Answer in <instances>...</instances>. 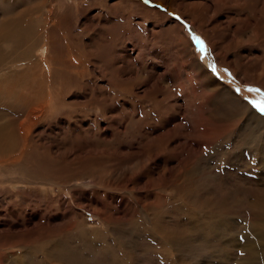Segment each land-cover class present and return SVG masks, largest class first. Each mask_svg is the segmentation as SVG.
<instances>
[{"label":"rangeland","instance_id":"obj_1","mask_svg":"<svg viewBox=\"0 0 264 264\" xmlns=\"http://www.w3.org/2000/svg\"><path fill=\"white\" fill-rule=\"evenodd\" d=\"M5 15L37 44L0 73V106L37 82L49 109L31 160L0 156V254L29 264L5 246L41 219L77 232L79 264L101 247L124 264H242L259 248L238 200L212 215L206 193L264 189V149L249 140L264 119L250 103L264 94V0H0V26Z\"/></svg>","mask_w":264,"mask_h":264},{"label":"bare ground","instance_id":"obj_2","mask_svg":"<svg viewBox=\"0 0 264 264\" xmlns=\"http://www.w3.org/2000/svg\"><path fill=\"white\" fill-rule=\"evenodd\" d=\"M196 8L194 7L193 9H196ZM3 17H5L8 20L3 21L1 23V26H0V73L3 70H9L10 68H12L13 64L10 65V67L8 66V64L12 63V61L15 62L16 60L17 61L23 60V62L25 61V63H27V61L31 59L30 58L31 50L34 49V46L37 44V43H35V41H37V40L34 38V35H32V34H31L30 38H26L25 41L23 39L16 40L17 36H20L25 32V30L23 29V24L21 22V18L19 16L12 18V19H11V15H5ZM6 44H8V48L5 51L4 45H6ZM46 49H47V47L45 45H42L39 48V50H41V51H45ZM16 65H21V64H16ZM56 73L52 74L53 75L52 77L54 79L57 75ZM38 79H39V77H38ZM61 79H62V77H61ZM59 81H60V79H59ZM210 82H212V81H210ZM28 85L29 86H27V87L13 86L12 88L3 92L4 94L7 95V97L9 99L12 98L15 103L14 102L11 103L9 105V108L0 106V108H4L6 110L4 112L0 111V156L5 154V156L9 159V158L13 157L15 154H17L18 156L14 159V163H20L21 165L26 164V162H28V160H31L33 157V155L31 154L33 147L31 146V144L29 145V141H31V136H30L31 128L35 124H37L43 120V118L45 117V114H46V109L48 107L46 104L49 103L46 101V99L48 97L47 96L48 92L44 91V89H45L44 84L39 85V83L37 84V82H36V84L30 85V83L28 82ZM49 94H50V97H52L51 98V101H52L51 106H53L54 109L55 108L57 109L58 106H60L62 103V97L58 96V95H60L58 92H57V94H55V93H49ZM61 94H63V93H61ZM48 109H49V107H48ZM217 112H218V110H217ZM8 115H10V116L7 117ZM253 124H254V122H253ZM249 125L251 126V127H249V140L255 141V144L258 148L264 149V119L259 118L258 121L255 123V126L251 125V124H249ZM221 127H222V129L224 128L223 126H221ZM261 129H263V130L260 132ZM246 132L248 133V131H246ZM251 133L253 134L252 135L253 137L250 136ZM259 133H260V135H259ZM244 136H246V134ZM243 139H245V138H243ZM248 143H250V141ZM47 162L48 161L44 160V164ZM22 163H24V164H22ZM228 163L231 164V162L229 160H228ZM20 171H22V170H20ZM60 172H61V170H58V174ZM192 182H193V180H192ZM177 183H178V181H177ZM41 184H45V183H41ZM197 184H198V182H197ZM170 185H171V183H170ZM173 188H174V186H173ZM214 188L217 189L216 187H214ZM179 189H180V187H179ZM206 189H205V191H207ZM182 190H183V188H182ZM221 191H222V189L220 191L211 190V191H208L206 193V196H209V195L212 196L211 201L215 204V206L213 205L214 208L212 209V211H210V212L208 211V214L211 212H212V215H223V216H225V214H231L234 211V208H231V201L233 199L238 200L237 204L241 205L240 212L243 210V211H245V213H247L249 216H251L250 217L251 224L249 223L250 226H248L249 228L247 230L254 233L253 239L255 242L259 243V248H255L254 250H252V248L251 249H249L247 247L244 248L245 257H244V261H242L241 263L242 264H263L264 263V246H263V244H264V189H259V190H256L254 192H252V191L249 192V191H245V189L242 188L241 189L242 192L240 191V193H239V190H236V191L235 190L234 191L224 190L222 192ZM188 193H189V190H188ZM238 193H239V195H238ZM248 198H253L252 201L254 203H249ZM20 205L21 204H18V206H20ZM198 208L200 210V207H198ZM23 210H24V205L22 206V211ZM240 212L236 213V214H240ZM151 227H153V226H151ZM151 227H150V229L152 231L153 228H151ZM203 227H205V226L202 224V228ZM225 229H226V227H225ZM66 230H68V229H66ZM61 231H62V229L50 228V226L44 224V221H42V219H41L40 223H38L36 225V228H34L33 230L28 229L25 232H21V233H15V232L9 233V234H12L10 237V242H13L14 240L15 241L12 244L10 243V244L6 245L5 247L13 248L16 246H21L24 249V251L22 252V253H24V256L21 257L20 256L21 253H20L16 257L19 259L25 258L26 260L29 261V264H63L64 262H69V264H79V262L77 261V252L79 253V250L77 251V244H75V243H77V232L72 230V232H70L68 234L66 233L67 235H65L64 233H61ZM149 233L150 232L145 228V234L149 235ZM4 235H5V233L3 234V236ZM151 235L154 236V234H151ZM4 237H7V235ZM49 237H54V240L49 242ZM148 237H149L148 241H150V244H153V243L157 244L152 237H150V236H148ZM262 241H263V244H262ZM79 242H81V241H79ZM49 244H51L50 249H48ZM80 244L81 243H79V246H80ZM94 247H96V246H94ZM81 248L84 251L83 246ZM79 249H80V247H79ZM80 251H81V249H80ZM93 251H94V249H93ZM109 251H110L109 248L104 249L103 247L96 249L94 251L95 257L93 255V260H94L93 264H124L123 261L116 260L118 257L116 254V252H117L116 250L111 251V252H109ZM106 253L110 254V260L111 261H109V259L106 257V255H105ZM0 257H1L0 261H2V259H5L6 260L5 264H11L12 259H11V257L8 258L7 254H0ZM86 263H87V261H86ZM90 264H92V263H90Z\"/></svg>","mask_w":264,"mask_h":264},{"label":"snow or ice","instance_id":"obj_3","mask_svg":"<svg viewBox=\"0 0 264 264\" xmlns=\"http://www.w3.org/2000/svg\"><path fill=\"white\" fill-rule=\"evenodd\" d=\"M202 43V42H201ZM201 50L203 51V47H201ZM237 91H239L237 89ZM249 91H255L259 92V89H249ZM252 106L256 108L261 114H264V94H261V98L257 100L250 101Z\"/></svg>","mask_w":264,"mask_h":264}]
</instances>
